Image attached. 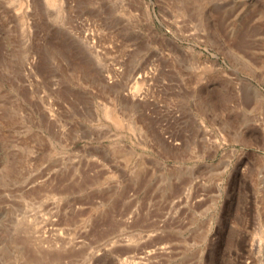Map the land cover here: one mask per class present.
I'll return each instance as SVG.
<instances>
[{
	"label": "rangeland",
	"instance_id": "374dc122",
	"mask_svg": "<svg viewBox=\"0 0 264 264\" xmlns=\"http://www.w3.org/2000/svg\"><path fill=\"white\" fill-rule=\"evenodd\" d=\"M0 264H264V0H0Z\"/></svg>",
	"mask_w": 264,
	"mask_h": 264
},
{
	"label": "bare ground",
	"instance_id": "6f19581e",
	"mask_svg": "<svg viewBox=\"0 0 264 264\" xmlns=\"http://www.w3.org/2000/svg\"><path fill=\"white\" fill-rule=\"evenodd\" d=\"M247 83V87H248V89H249V91L251 92L250 94L251 95H255V97L257 98V100H258V97H259V95H262V93L260 92V90L256 87V86H254L253 84H251L250 82L248 83V82H246ZM244 87H245V85H244ZM241 89H242V87H241ZM248 89H247V91H248ZM242 91V90H241ZM246 91V92H247ZM242 93V92H241ZM259 100H260V98H259Z\"/></svg>",
	"mask_w": 264,
	"mask_h": 264
}]
</instances>
